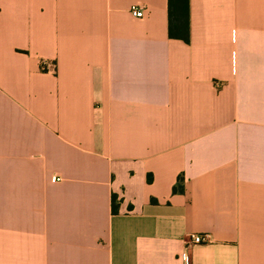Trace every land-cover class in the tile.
<instances>
[{
  "label": "crops",
  "instance_id": "obj_1",
  "mask_svg": "<svg viewBox=\"0 0 264 264\" xmlns=\"http://www.w3.org/2000/svg\"><path fill=\"white\" fill-rule=\"evenodd\" d=\"M0 264H264V0H0Z\"/></svg>",
  "mask_w": 264,
  "mask_h": 264
},
{
  "label": "trees",
  "instance_id": "obj_2",
  "mask_svg": "<svg viewBox=\"0 0 264 264\" xmlns=\"http://www.w3.org/2000/svg\"><path fill=\"white\" fill-rule=\"evenodd\" d=\"M167 15L168 36L170 38H177L188 41L189 0H167Z\"/></svg>",
  "mask_w": 264,
  "mask_h": 264
},
{
  "label": "built area",
  "instance_id": "obj_3",
  "mask_svg": "<svg viewBox=\"0 0 264 264\" xmlns=\"http://www.w3.org/2000/svg\"><path fill=\"white\" fill-rule=\"evenodd\" d=\"M130 13L132 14V16L140 17L142 15V9L139 6H132L130 8ZM53 179H55V177H53ZM208 240H209V234H207V233L191 234L186 239L185 246L206 242ZM179 257L182 261L186 262L188 259V254L186 251H183L180 253Z\"/></svg>",
  "mask_w": 264,
  "mask_h": 264
}]
</instances>
